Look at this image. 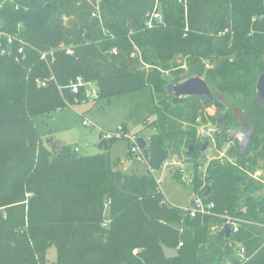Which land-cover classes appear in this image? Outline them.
I'll return each instance as SVG.
<instances>
[{"label":"trees","instance_id":"trees-1","mask_svg":"<svg viewBox=\"0 0 264 264\" xmlns=\"http://www.w3.org/2000/svg\"><path fill=\"white\" fill-rule=\"evenodd\" d=\"M156 2L164 22L149 28ZM0 4L5 23L0 32L18 35L27 44L26 59L17 62L2 55L7 39L0 36V208L7 206V218L0 212V264H46L50 247L57 249V264H77L78 243L83 264H100L104 252H113L116 244L114 264H243L237 257L239 243L249 258L245 264H264V184L250 175L264 162V108L255 99L264 72V0ZM97 6L100 17H93ZM49 51L55 52L50 65L41 59V53ZM179 56L189 68L178 70L169 82L163 73L172 71ZM213 57L223 60L206 68L204 61ZM190 75L239 99L253 128L245 154L240 139L230 138L232 116L220 113L224 106L216 109V118L206 114L214 107L210 100L188 99L173 106L167 87ZM78 77L98 88L95 101L110 103L115 97L153 91L157 102L151 113L157 120L151 125L156 133L148 141L145 160L151 170L146 174L113 170L108 150L81 158L62 147L55 152L44 146L36 117L90 101L85 87L78 95L68 88ZM38 80H48L47 86L40 87ZM207 115L217 122L216 143L231 145L226 159L198 161L206 143L198 138L199 120L206 123ZM8 135L9 142L4 140ZM182 147L196 166L195 193L204 203L215 204L213 215L193 218L185 209L162 204L154 173L172 156H181ZM128 155L133 156L130 149ZM208 186L211 193L206 196ZM258 192L263 194L256 196ZM28 193L32 197L26 205ZM110 202L113 221L107 227ZM40 205L44 217L39 219ZM132 211L137 214L129 216ZM54 212L67 218L78 242L66 236L61 222L50 221L56 218ZM224 215L243 221L230 238H221V231L212 234L226 222ZM163 245L177 249L176 256L167 258Z\"/></svg>","mask_w":264,"mask_h":264},{"label":"rangeland","instance_id":"rangeland-1","mask_svg":"<svg viewBox=\"0 0 264 264\" xmlns=\"http://www.w3.org/2000/svg\"><path fill=\"white\" fill-rule=\"evenodd\" d=\"M9 2H18V0H7ZM40 2V0H37ZM52 0H48L47 3ZM101 1V0H99ZM161 5L156 2V6ZM155 6V8H156ZM2 4H0V10ZM16 9H22L20 5L15 6ZM186 29L188 31V19L186 18ZM4 20L0 14V30L2 29ZM223 57H213L205 60L206 68H213L216 64L221 62ZM150 66H147L146 69H149ZM189 64L185 58L181 56L177 57L175 62L172 65V71L170 73H163L167 81L171 82L176 77V72L178 70L187 71ZM50 79V78H49ZM48 81V80H47ZM94 86H89V93L92 94ZM215 97L223 104L224 109L220 111L221 114L224 112L230 113L232 116V129L230 131V138L239 137L242 138V134L247 128L252 126V123L247 121L248 112L244 110L239 102L238 98L224 95L219 93L215 88L211 87ZM62 90V88H61ZM90 98V101L84 102L81 104H76L69 106L58 111H53L51 114L48 113L44 116L36 117L35 124L36 128L40 134L41 140L45 147L48 149H54L56 152L57 148L62 147L63 149L76 154L78 157H89L98 155L100 153L106 152L107 150L100 147L102 138L101 136L104 133L114 134L117 132L119 126L125 128L126 133L132 138H144L147 142L149 137L156 133V130L153 128V125L157 120V116L153 115L152 109L157 102V98L154 95L152 90H144L139 94L134 92L132 94H127L111 99L110 103L106 100L95 101V99ZM217 110L213 107L206 111V114H211L212 118L219 117L220 113H216ZM210 120V116L207 115ZM206 120V123L202 120H199L198 128V138L200 142H209L210 145L208 149L204 152V155L201 156V159H198L199 162L206 159L209 161L216 159H226V154L230 149V144H224L220 146L216 143L215 131H217L218 126L217 122ZM247 122V123H246ZM88 124V125H86ZM246 124V126H245ZM205 132V133H204ZM11 136L4 137V140L9 142ZM61 145V146H60ZM133 146V140L122 138L118 139L113 143L111 153V162L113 170H116L115 163L121 157H126L129 149ZM78 150V151H77ZM184 147L181 148V156H172L171 158H176L180 162L177 166L168 165L165 167V163H162L161 168L158 171H155L156 178L161 181L162 196L164 200L168 203L170 208H181L186 209L192 206V203L199 201V196L195 193L194 186L192 185L193 180L196 175V166L191 162L183 153ZM77 151V152H76ZM169 158V159H171ZM132 165L129 169L126 170V173H138L146 174L150 171V167L147 164L145 159L137 160L132 158ZM264 162L260 163V167L257 170H261L263 175L261 181L264 184ZM182 166V168H180ZM119 169V168H118ZM124 169V168H122ZM182 170L184 172H182ZM121 171V170H120ZM123 172V171H122ZM184 175L187 179V182L178 180V177ZM253 178V177H252ZM258 181V180H257ZM263 192L256 193V196H260ZM32 197L31 193H28L26 196V205L29 203V198ZM144 201H141V203ZM167 205V204H166ZM38 216L37 218L44 217L42 215L43 206H37ZM7 206L1 207L0 212L3 214L4 218L6 217ZM41 211V212H40ZM137 211H132L129 216H135ZM56 218H50L51 222H61L64 226L63 231L66 236L71 237L74 233V230L68 227L67 218H60L59 213L54 212ZM125 216V215H124ZM225 216V215H224ZM128 217V216H126ZM227 217V216H225ZM125 218V217H121ZM105 225L110 227L112 224V215H111V202L106 206L105 212ZM120 222V221H119ZM66 224V226H65ZM173 226L175 223H172ZM224 224H220L217 228L215 227L212 230L213 235H217L220 232V229ZM78 242V236L73 235ZM239 249L245 248L242 243H239ZM118 244L114 245L113 252L107 251L104 252L103 261L100 264H114V261L118 258ZM246 250V249H245ZM237 257L243 261L245 264L249 260L246 256V259H241L237 252ZM58 252L56 247H50L47 250L45 261L46 264H57ZM76 261L77 264H83L81 258V248L79 243L77 244L76 249ZM121 264V263H120ZM228 264H232L229 262Z\"/></svg>","mask_w":264,"mask_h":264},{"label":"built area","instance_id":"built-area-1","mask_svg":"<svg viewBox=\"0 0 264 264\" xmlns=\"http://www.w3.org/2000/svg\"><path fill=\"white\" fill-rule=\"evenodd\" d=\"M92 16L93 17H100L99 6H97V10L93 13ZM163 22H164L163 13H162L159 5H157L155 10L149 16V19L147 21V26L149 28H152V27H154L155 24H162ZM226 33H228V30L221 32L220 35H224ZM0 36H4L7 39V44L2 50V55L14 57L17 62H21V61L26 59L25 47L27 44L18 35L13 36V35H9V34H5L3 32H0ZM16 44L18 45V47H16ZM61 48L65 49V47L63 45L61 46ZM66 52H67V54H70V55L73 54V50L71 48H66ZM113 53H117V50L114 49ZM41 59L46 61L50 65L51 62L55 61V52L54 51L43 52V53H41ZM166 73L168 74L169 72H166ZM47 83H48L47 80H44V81L38 80V84L40 87H46ZM92 85L93 84L86 83L82 77H78L77 80L73 81L68 88L70 89V91L73 95H78V94H80L81 88L85 87L87 89L88 96L95 99L99 96V90L95 85H93L94 88H93L92 94H90L88 88H89V86H92ZM86 125H88V124H86ZM102 138H103V140H107L108 142L116 141V140L122 139V138L131 139V140H133V146L130 148V152L132 153L133 158L137 159V160L145 159V154L141 150V148L138 144V138H136V137L131 138L126 133L125 128L123 126H119L117 129V132L114 134L104 133V135H102ZM179 164H180V162L177 161L176 158H173V159L171 158L165 163V167H167L168 165L177 166ZM180 168H182V166ZM182 172H184V171L182 170ZM250 175L255 180L261 181V177L263 175V172L261 170H257L255 173H252ZM181 180L183 182H187V179L184 175H182ZM158 183L160 185L159 193L161 194V192H162L161 181L158 180ZM162 204L168 205V203L164 199H163ZM214 209H215L214 203L206 204L203 202V200L201 198H199V201L195 202L194 206L188 207L185 210H187L189 212L191 217L195 218L199 215H213ZM224 218H226V222L224 223V225L220 229V231H222L224 229L226 224H231L232 225V234L239 232V230L241 228V223L243 221L238 220V219H233V218L228 217V216L224 217ZM181 246H183V243H180L179 247H181ZM245 254H246L245 248H241L238 250V255L241 259H246Z\"/></svg>","mask_w":264,"mask_h":264},{"label":"water","instance_id":"water-1","mask_svg":"<svg viewBox=\"0 0 264 264\" xmlns=\"http://www.w3.org/2000/svg\"><path fill=\"white\" fill-rule=\"evenodd\" d=\"M41 3H47L48 0H40ZM168 93L172 96V104L173 106H179L183 102L188 99H201V100H210L215 109H222L223 104L215 97L210 85L204 78H201L197 75H190L184 77L182 80L172 83L167 87ZM257 103L264 108V72L260 74L258 83H257V95H256ZM253 134V128L250 127L242 134V138H240V149L242 154H245L248 150L251 138ZM102 138V136H101ZM138 144L141 150L145 155H148L149 148L148 142L144 138L138 139ZM210 143L207 141L202 148V151L205 152ZM61 146V145H60ZM100 147L102 149H109V142L107 140H103ZM195 147H191V152H194ZM211 193V188L207 187L206 196H209ZM194 206V202L192 203ZM232 234V225L226 224L224 229L220 233L221 238H230ZM163 252L167 258H173L177 254V249L170 248L166 245L162 246Z\"/></svg>","mask_w":264,"mask_h":264},{"label":"crops","instance_id":"crops-1","mask_svg":"<svg viewBox=\"0 0 264 264\" xmlns=\"http://www.w3.org/2000/svg\"><path fill=\"white\" fill-rule=\"evenodd\" d=\"M93 86V85H92ZM140 92H142V91H137L136 93H140ZM134 93V92H133ZM130 94H132V93H130ZM150 140V137H149V139H148V141ZM113 146V145H112ZM112 149V147H110V149H108V151H109V153H110V150ZM110 157H111V153H110ZM133 158V156L132 157H130L129 155H128V153H127V156L126 157H121V158H119L118 159V161L115 163V165H116V170H121V171H123V172H125L126 173V170L127 169H129L130 167H131V165H132V161H131V159ZM119 168V169H118ZM122 168H124V169H122Z\"/></svg>","mask_w":264,"mask_h":264},{"label":"flooded vegetation","instance_id":"flooded-vegetation-1","mask_svg":"<svg viewBox=\"0 0 264 264\" xmlns=\"http://www.w3.org/2000/svg\"><path fill=\"white\" fill-rule=\"evenodd\" d=\"M247 123V122H246ZM245 126H246V124H245ZM250 128V127H249ZM249 128H247V129H249ZM232 129V128H231ZM231 131V130H230ZM246 131V130H245ZM244 131V132H245ZM216 134H217V131H215V137H216ZM237 138H239V137H237ZM240 139V138H239Z\"/></svg>","mask_w":264,"mask_h":264}]
</instances>
